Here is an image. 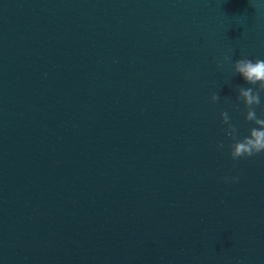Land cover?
<instances>
[{
  "label": "water",
  "instance_id": "1",
  "mask_svg": "<svg viewBox=\"0 0 264 264\" xmlns=\"http://www.w3.org/2000/svg\"><path fill=\"white\" fill-rule=\"evenodd\" d=\"M225 54L264 59V5L0 0V264H264Z\"/></svg>",
  "mask_w": 264,
  "mask_h": 264
},
{
  "label": "clouds",
  "instance_id": "2",
  "mask_svg": "<svg viewBox=\"0 0 264 264\" xmlns=\"http://www.w3.org/2000/svg\"><path fill=\"white\" fill-rule=\"evenodd\" d=\"M252 2L256 5H264V0H252ZM229 63L232 65L233 74L239 76L248 86L241 85L235 89L234 105L227 98L225 102L237 108L242 103L246 110L244 120L252 125L248 133L241 137L238 135V127L232 122L229 111L224 110L220 113L221 124L225 126L222 128V132L232 141L230 157L233 161H237L264 154V106H262V101H264V59L241 57L233 62L232 56L225 54L217 62L216 67L222 70L224 65ZM220 99L219 93H213L211 96L213 103ZM258 109H260L259 114ZM217 148L223 150V142L218 143ZM238 180V175H226L224 177L225 183H235Z\"/></svg>",
  "mask_w": 264,
  "mask_h": 264
}]
</instances>
